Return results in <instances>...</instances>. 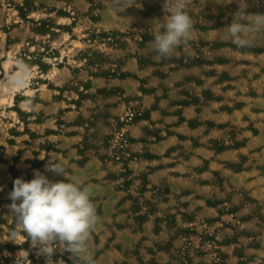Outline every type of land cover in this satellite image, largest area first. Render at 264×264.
<instances>
[{
	"label": "rangeland",
	"instance_id": "374dc122",
	"mask_svg": "<svg viewBox=\"0 0 264 264\" xmlns=\"http://www.w3.org/2000/svg\"><path fill=\"white\" fill-rule=\"evenodd\" d=\"M162 5L0 0V264L22 249L45 264L23 234L9 241L8 194L36 170L67 182L48 160L92 189L91 236L110 264H264V31L243 49L227 34L264 0H188L192 36L170 58L153 44ZM10 82H24L12 101ZM184 105L198 115L187 121ZM177 121L219 136L180 134ZM52 259L73 264L59 249Z\"/></svg>",
	"mask_w": 264,
	"mask_h": 264
},
{
	"label": "clouds",
	"instance_id": "9594fccd",
	"mask_svg": "<svg viewBox=\"0 0 264 264\" xmlns=\"http://www.w3.org/2000/svg\"><path fill=\"white\" fill-rule=\"evenodd\" d=\"M116 2L125 6L131 5L132 0ZM187 3L188 0H163V30L153 39L154 50L162 58H170L178 47L186 46L191 39L194 25L186 11ZM262 31L264 13L255 14L247 24L233 20L227 26L232 43L240 49L251 47L252 34ZM45 172L63 176L67 182L52 181L38 170L30 181L14 180L8 194L9 213L15 224L9 241L15 242V237L23 234L37 250V255L45 258V264H65L62 259H52L58 249L69 253L73 264H95L88 243L99 219L91 199L92 189L79 177L69 178L68 169L61 162L48 160ZM28 256L29 251L20 250L14 264H32Z\"/></svg>",
	"mask_w": 264,
	"mask_h": 264
},
{
	"label": "crops",
	"instance_id": "0c3cea01",
	"mask_svg": "<svg viewBox=\"0 0 264 264\" xmlns=\"http://www.w3.org/2000/svg\"><path fill=\"white\" fill-rule=\"evenodd\" d=\"M181 109H182L181 115L187 121H189L191 119H194L195 116L198 115V112H196V109L193 106L184 105L183 107H181ZM155 116H157V113L156 112H151V114L149 116V119L153 120L152 118H154ZM160 117L166 118V117H169V115H161ZM172 117L174 118V116H172ZM175 120H177V118H175ZM206 128L207 127H203V126H200V125H196L194 127H191V126H189L187 124V122H181V121L178 122L177 121L175 123V125L173 126L172 130H174V131H176V132H178L180 134H182L181 132H185V131H189L190 134H201V135H196V136L206 137L209 140L218 138V137H216V136H219V134L216 133V132L219 131L218 128L208 130L209 132H204V130H206ZM171 137L172 136H168L167 139L170 140ZM195 150L198 151V152L199 151H201V152H209V151L210 152H214L213 150L211 151V150L208 149V147H204V146H201V148H196ZM153 152H156V151H153ZM226 153H228V152H226ZM202 154L204 155L205 153H202ZM198 161H202V160H200L199 158L194 156L187 163H190V164L196 163V164H198L197 163ZM201 173H203V172H201ZM88 243H89V249H90V251L93 254V257L95 259V264H110L111 263L109 257H110L111 254L114 255V252H112L111 250H105L104 252H96V250H97V240L95 238H93L91 235H90ZM114 263H115V261L112 262V264H114Z\"/></svg>",
	"mask_w": 264,
	"mask_h": 264
},
{
	"label": "bare ground",
	"instance_id": "6f19581e",
	"mask_svg": "<svg viewBox=\"0 0 264 264\" xmlns=\"http://www.w3.org/2000/svg\"><path fill=\"white\" fill-rule=\"evenodd\" d=\"M20 74V71H18V72H16L15 74H13L12 76H11V82H12V79H14L16 76H18ZM24 78V77H23ZM23 81V80H22ZM11 82H10V84H7V85H5L4 87H3V89L4 90H6V91H9V94H10V99H11V101H12V94L14 93V89H20V88H23V86H24V82L23 83H18V84H16L15 86H13L14 88H13V90H11L10 89V85H11Z\"/></svg>",
	"mask_w": 264,
	"mask_h": 264
}]
</instances>
